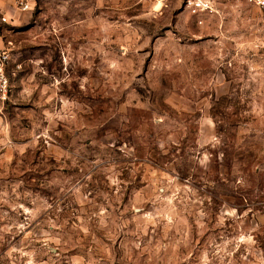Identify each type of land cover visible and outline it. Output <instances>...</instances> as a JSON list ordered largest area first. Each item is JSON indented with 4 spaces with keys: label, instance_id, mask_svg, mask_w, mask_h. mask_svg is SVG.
<instances>
[{
    "label": "rangeland",
    "instance_id": "obj_1",
    "mask_svg": "<svg viewBox=\"0 0 264 264\" xmlns=\"http://www.w3.org/2000/svg\"><path fill=\"white\" fill-rule=\"evenodd\" d=\"M212 3L0 0V264H264V0Z\"/></svg>",
    "mask_w": 264,
    "mask_h": 264
},
{
    "label": "built area",
    "instance_id": "obj_2",
    "mask_svg": "<svg viewBox=\"0 0 264 264\" xmlns=\"http://www.w3.org/2000/svg\"><path fill=\"white\" fill-rule=\"evenodd\" d=\"M179 5V7L191 14L200 15L207 14L213 11L212 0H172ZM22 11L28 9V4H24L22 1L17 2ZM2 22H5V18H1ZM9 61V53L7 50H0V104H4L9 98V79L6 75L5 68Z\"/></svg>",
    "mask_w": 264,
    "mask_h": 264
},
{
    "label": "crops",
    "instance_id": "obj_3",
    "mask_svg": "<svg viewBox=\"0 0 264 264\" xmlns=\"http://www.w3.org/2000/svg\"><path fill=\"white\" fill-rule=\"evenodd\" d=\"M3 43L1 42V39H0V48L2 47Z\"/></svg>",
    "mask_w": 264,
    "mask_h": 264
}]
</instances>
